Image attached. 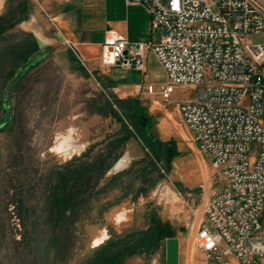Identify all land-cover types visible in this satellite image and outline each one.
Listing matches in <instances>:
<instances>
[{
	"label": "rangeland",
	"instance_id": "374dc122",
	"mask_svg": "<svg viewBox=\"0 0 264 264\" xmlns=\"http://www.w3.org/2000/svg\"><path fill=\"white\" fill-rule=\"evenodd\" d=\"M34 6L0 0V264H166L171 238L179 264H206L197 222L225 181L176 106L198 89L165 101L151 52L145 71H124L100 66V42L94 63L59 40L42 47ZM99 19L94 0L95 35ZM258 152L251 143L249 158Z\"/></svg>",
	"mask_w": 264,
	"mask_h": 264
},
{
	"label": "built area",
	"instance_id": "2783aa9c",
	"mask_svg": "<svg viewBox=\"0 0 264 264\" xmlns=\"http://www.w3.org/2000/svg\"><path fill=\"white\" fill-rule=\"evenodd\" d=\"M126 2L150 15L157 42L132 43L108 31L98 63L145 71L151 52L165 73L167 98L178 87L198 89L195 99L176 106L225 187L201 208L195 250L206 264H261L254 258L264 259V43L248 38L264 40V0ZM251 143L259 145L254 160Z\"/></svg>",
	"mask_w": 264,
	"mask_h": 264
},
{
	"label": "crops",
	"instance_id": "0c3cea01",
	"mask_svg": "<svg viewBox=\"0 0 264 264\" xmlns=\"http://www.w3.org/2000/svg\"><path fill=\"white\" fill-rule=\"evenodd\" d=\"M40 1L42 3H40ZM99 12L98 35L94 34V0H38L31 20L27 21L42 47L63 44L78 58L94 63V42H104L108 31H117L132 43L157 42L152 32L151 17L140 6L126 0H97ZM95 30V31H96ZM68 42V43H67ZM114 69V68H113Z\"/></svg>",
	"mask_w": 264,
	"mask_h": 264
},
{
	"label": "water",
	"instance_id": "95a60500",
	"mask_svg": "<svg viewBox=\"0 0 264 264\" xmlns=\"http://www.w3.org/2000/svg\"><path fill=\"white\" fill-rule=\"evenodd\" d=\"M179 240L175 238L166 241V264H179Z\"/></svg>",
	"mask_w": 264,
	"mask_h": 264
},
{
	"label": "bare ground",
	"instance_id": "6f19581e",
	"mask_svg": "<svg viewBox=\"0 0 264 264\" xmlns=\"http://www.w3.org/2000/svg\"><path fill=\"white\" fill-rule=\"evenodd\" d=\"M164 99H165V101H166L167 96H165ZM123 165H124V162H121V163L117 166V168H121ZM165 193H167V195H169L170 200H173L174 195H172L171 191L168 190V192L166 191Z\"/></svg>",
	"mask_w": 264,
	"mask_h": 264
}]
</instances>
